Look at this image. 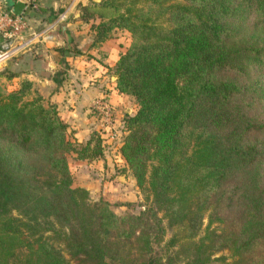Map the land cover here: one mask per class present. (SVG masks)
I'll return each mask as SVG.
<instances>
[{"label": "trees", "instance_id": "16d2710c", "mask_svg": "<svg viewBox=\"0 0 264 264\" xmlns=\"http://www.w3.org/2000/svg\"><path fill=\"white\" fill-rule=\"evenodd\" d=\"M79 9L97 40L129 33L113 71L137 108L123 117L118 151L153 205L118 214L107 199L90 200L68 157L102 158L106 131L78 140L56 104L10 71L19 80L0 82V264H160L157 211L187 231L166 244L181 242L183 264H264V0H89ZM131 246L146 257L133 263ZM222 249L232 262L212 257Z\"/></svg>", "mask_w": 264, "mask_h": 264}, {"label": "crops", "instance_id": "0c3cea01", "mask_svg": "<svg viewBox=\"0 0 264 264\" xmlns=\"http://www.w3.org/2000/svg\"><path fill=\"white\" fill-rule=\"evenodd\" d=\"M23 1L26 6L22 13L28 17L29 24L30 21L40 22L42 28L37 29L40 30L55 22V38L30 43L10 61L22 65L20 76L28 77L41 95L56 104L59 116L80 140L87 139L98 127L97 117L90 107L95 97L107 96L115 108L116 121L121 122L122 117L117 114L119 107L126 96H131L115 88L113 66L122 51L121 45L115 44L111 36L97 40L90 22L79 18V3L84 0ZM0 7L7 8L4 0H0ZM62 13L65 18L60 20ZM31 24L30 29L22 33L23 37L30 36L32 29L36 30L33 27L36 23ZM62 29L67 37L60 42ZM124 110L132 113L129 107Z\"/></svg>", "mask_w": 264, "mask_h": 264}, {"label": "rangeland", "instance_id": "374dc122", "mask_svg": "<svg viewBox=\"0 0 264 264\" xmlns=\"http://www.w3.org/2000/svg\"><path fill=\"white\" fill-rule=\"evenodd\" d=\"M88 1L89 0H84V3H87ZM31 23H36V26H33L36 29L42 28V24H40V22L30 21V24ZM261 31H263V29H261ZM110 36L115 44L118 43L121 45V50L125 49L129 43V33L124 29L113 28L110 31ZM19 53H21V51L8 59L0 67V82L8 89L16 86V83L19 80V77L16 78L17 76L9 80V78H7L8 73L10 71H15L19 74L23 68L21 64L19 66L10 62L13 61V58L19 55ZM44 100L48 99L44 97ZM126 107L131 108L132 113L137 108V104L131 96H126L125 102L122 103L121 107H119L120 109L117 114L122 117V121L125 113H127L124 110ZM68 127V130H70L73 136L77 138L73 128L70 126ZM117 129L119 133L118 137L112 136V134L110 136L109 132H105L108 140L105 153L103 154L102 158L93 162H84L76 160L72 154H69L68 158L74 173V184L83 185L88 188L90 192V200L92 201L99 197L107 199L111 204V208L114 209V211L118 214L126 213L138 215L142 212H146V209L153 205L152 194L147 187L141 188L136 184V180L131 173V169L126 163L125 158L120 156L118 144L121 140L123 129L122 126L117 127ZM157 215L161 219V224L164 227V231L162 233V240L154 244L153 253H155L160 258V264H170V256L173 258V264L178 262L179 264H183L185 261V253L180 252V247L182 246L181 242H176L170 246H166V244L167 240L173 235L174 232L181 234L183 232L186 233L187 231H183L178 225H169L167 217L164 215L163 211H157ZM206 222L207 218L205 216L200 229L193 236V239H198V237L203 234ZM213 226L217 228L221 227V225H218V223L213 224ZM131 250V259L133 263L134 260H141L147 255V253H142L134 246H131ZM218 255H224L226 260L229 262H232L236 256L232 255L229 249L217 250L212 254V257Z\"/></svg>", "mask_w": 264, "mask_h": 264}, {"label": "built area", "instance_id": "2783aa9c", "mask_svg": "<svg viewBox=\"0 0 264 264\" xmlns=\"http://www.w3.org/2000/svg\"><path fill=\"white\" fill-rule=\"evenodd\" d=\"M64 18L65 13H62L59 19ZM28 29H30V24L26 15L15 14L9 8L0 7V35L3 37L0 42V67L18 52L23 51L30 43L55 38V22L48 23L40 30L32 29L30 36L23 37L22 33ZM90 107L97 117V128L109 132L110 136L112 134L118 137L117 127L122 126L123 121H116L115 108L109 98L104 95L95 97Z\"/></svg>", "mask_w": 264, "mask_h": 264}, {"label": "water", "instance_id": "95a60500", "mask_svg": "<svg viewBox=\"0 0 264 264\" xmlns=\"http://www.w3.org/2000/svg\"><path fill=\"white\" fill-rule=\"evenodd\" d=\"M7 8H9L13 13L20 14L23 12L26 3L23 0H4ZM64 34H60L59 41L62 42L66 36V32L62 29ZM3 40V37L0 35V42Z\"/></svg>", "mask_w": 264, "mask_h": 264}]
</instances>
